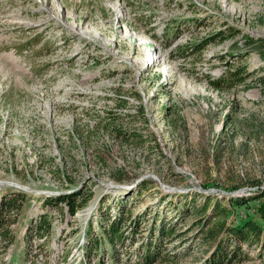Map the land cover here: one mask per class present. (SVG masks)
Instances as JSON below:
<instances>
[{
    "label": "rangeland",
    "instance_id": "1",
    "mask_svg": "<svg viewBox=\"0 0 264 264\" xmlns=\"http://www.w3.org/2000/svg\"><path fill=\"white\" fill-rule=\"evenodd\" d=\"M260 41L264 0H0V197L29 195L0 264H85V234L100 236L115 202L143 213L116 264H134L160 221L174 232L155 264H204L218 219L264 229ZM234 72L243 84L212 88ZM71 192L92 196L73 216L44 204ZM241 197L253 200L230 207ZM214 205L230 211L214 220ZM262 240L238 264H264Z\"/></svg>",
    "mask_w": 264,
    "mask_h": 264
},
{
    "label": "trees",
    "instance_id": "2",
    "mask_svg": "<svg viewBox=\"0 0 264 264\" xmlns=\"http://www.w3.org/2000/svg\"><path fill=\"white\" fill-rule=\"evenodd\" d=\"M208 42H206V44ZM256 44L257 48L264 53V42L260 41ZM236 78H239V75L234 72L230 73L229 77L210 82V84L212 88L216 90H223V88L230 89L231 87L233 88L243 84V78ZM112 133L124 141L141 140L138 136L128 135L122 126H117ZM53 174L60 180L69 177L66 169H61L59 167L56 168ZM68 180H70V178H68ZM118 180L121 181L119 178ZM141 184V189L136 193L137 195L141 194L147 186L146 182ZM10 191H13V197H7V195H2L0 197V244L3 250L14 240L11 229L12 223L9 221L10 217L17 216L23 204L29 199V195H26L24 192L15 191V189H10ZM91 198V195L82 196L81 193L71 192L69 194L45 198L44 204L51 207L52 205L56 207L58 205L66 206L69 215L73 216L79 208L86 206ZM210 200L211 199H208L207 203L201 207L202 210H205L207 206H209L211 203ZM251 200L253 199L243 197L230 199V207H240ZM115 207H117V212L114 216L103 214L99 217L98 224L101 229L100 236L93 237L91 231L86 232L85 243L82 245V263L91 264L95 259V261H97L95 264H109V262L116 264V262L119 261L117 250L123 246L125 247L127 244L129 245V243L130 245L135 243L134 241H129V243H127L129 237L125 234V230L130 226L133 228L138 226V228H140V220L143 218V213L131 217V212H129L124 205L115 202ZM213 209H215L213 211L214 220L216 217L223 218V216H227L230 211L227 208L219 207V205H214ZM262 219L264 222V211H262ZM31 225L35 226L37 240L43 238V231H49L51 228L46 215L39 217L36 222H31ZM154 228L155 227H153L148 241L144 244V252L142 249L143 247H139L138 251L135 252L137 261L134 264H155L164 256L161 251V245L159 246L160 240H168L173 235V226L167 227L164 221H160L157 229L154 230ZM260 236L263 238L260 248L264 250V229L253 220L241 221L237 225H228L224 220L218 219L214 221L212 226L208 228L202 236L204 244L208 246L211 245L210 248L212 250L210 255L205 259L204 264H238L246 258L243 257L245 253L242 251V245L250 246L251 240H259ZM24 243L30 246L27 234L24 237Z\"/></svg>",
    "mask_w": 264,
    "mask_h": 264
},
{
    "label": "water",
    "instance_id": "3",
    "mask_svg": "<svg viewBox=\"0 0 264 264\" xmlns=\"http://www.w3.org/2000/svg\"><path fill=\"white\" fill-rule=\"evenodd\" d=\"M15 187H17V188H19V189H24V190H26L25 188H21L20 186H18V185H14Z\"/></svg>",
    "mask_w": 264,
    "mask_h": 264
}]
</instances>
